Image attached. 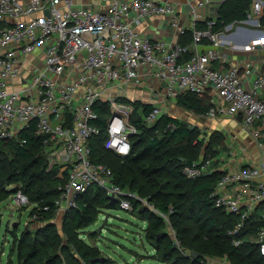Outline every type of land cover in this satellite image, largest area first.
I'll return each mask as SVG.
<instances>
[{"label":"built area","instance_id":"1","mask_svg":"<svg viewBox=\"0 0 264 264\" xmlns=\"http://www.w3.org/2000/svg\"><path fill=\"white\" fill-rule=\"evenodd\" d=\"M96 1L104 8L85 10L73 0H0V139L17 138L31 129L42 138L50 167L57 166L64 180L54 203L56 213L76 208L80 195L95 185L116 199L121 209L133 212V200H139L165 219L176 239L167 214L147 198L122 188L114 181L112 168L93 159L91 143L101 132L95 105L109 102L113 108L106 122V148L118 156H129L130 136L137 133V127L130 122L131 107L118 101L120 96L113 90L129 82L140 84L141 72L147 71L160 80L166 99L176 100L188 92L212 94L207 115L241 116L243 128L264 147V75L256 76L247 87L239 67L213 66L220 59L224 31L213 33L216 19H204L197 11L211 0H187L194 18L195 53L189 60L182 59L191 51L189 46L153 40L135 28L143 19L163 16L184 34L182 11L173 0ZM263 16L264 0H253L249 20L260 25ZM202 21L205 28L198 27ZM206 39L214 48L201 52L198 47ZM257 44L264 45V37L251 49ZM37 51L41 53L30 59ZM163 112L164 107L155 105L146 123L154 124ZM212 161L203 158L185 166L183 173L191 179L212 173ZM262 174L264 162L222 172L211 197L216 207L240 216L233 234L260 210L263 224L257 242L264 256V181L257 180ZM15 198L20 206L30 204L22 191ZM50 208L39 207L32 218L40 219Z\"/></svg>","mask_w":264,"mask_h":264},{"label":"trees","instance_id":"2","mask_svg":"<svg viewBox=\"0 0 264 264\" xmlns=\"http://www.w3.org/2000/svg\"><path fill=\"white\" fill-rule=\"evenodd\" d=\"M252 2L224 0L212 32H223L227 26L247 20ZM260 23L264 27V16ZM206 26V22L198 23L199 28ZM185 33L180 45L190 46L193 31ZM192 55L189 51L182 59L189 60ZM121 101L131 107L130 122L137 127V133L130 136L131 154L122 157L106 148V122L113 115V108L109 102H98L95 105L99 113L96 124L101 132L91 143L93 159L112 168L118 185L147 198L157 210L169 216L176 239L163 217L142 206L139 200H133L135 210L132 214L143 217L145 238L161 256L154 263L207 264L209 257H225L231 264H264L257 242L258 231L263 224L260 210L233 234L240 216L216 207L211 197L222 172L214 171L196 179L183 173L185 166L203 159H200L203 146L200 129L164 113L149 125L145 118L154 109L153 104ZM176 103L201 115H206L212 106L207 93L203 96L184 93ZM223 140V134H213L206 145L204 158L209 157L207 153L213 145H222ZM58 171L57 166L50 167L42 138L35 136L32 129L23 131L17 138L0 139V203L22 191L32 206L31 216L39 207L49 205L50 210L43 212L40 220H52L56 215L54 203L64 182ZM114 208H120L119 204L113 205L102 188L91 186L80 195L78 206L66 212L64 231L73 246H66L57 226L49 222L41 232L46 237L45 246L41 248L40 244L30 243L25 247L20 254L23 264H115L104 256L100 247L80 236L83 230L98 221L102 210ZM236 240L240 241L238 245ZM193 253L199 256L195 258ZM104 257L105 261L102 260Z\"/></svg>","mask_w":264,"mask_h":264},{"label":"crops","instance_id":"3","mask_svg":"<svg viewBox=\"0 0 264 264\" xmlns=\"http://www.w3.org/2000/svg\"><path fill=\"white\" fill-rule=\"evenodd\" d=\"M163 1V0H160ZM182 11L180 20L182 27L186 31H191L193 26V15L189 14V4L187 0H173ZM224 0H211V3L205 7L198 8L197 11L204 19H216L219 7ZM74 5L85 10H98L104 8V4L97 3L96 0H73ZM253 9V2L250 11ZM248 12V13H249ZM232 28L224 30L220 35L222 45L219 48L220 59L213 63L215 68L237 66L244 83L250 87L253 79L258 75H264V45L257 44L256 49H251V45L258 42L264 37V27L249 20V18L240 23L232 24ZM136 30L144 37L157 40L163 39L173 45L180 44L184 34L179 29L170 26L167 17L151 16L143 19L141 23L135 25ZM263 35V36H262ZM188 43V40H184ZM192 53H195L192 44L189 46ZM199 51H208L213 49L212 42L208 39L199 45ZM41 52L37 51L29 58L32 59ZM250 70V74L247 73ZM141 83L135 84L129 82L121 85V89L115 88L113 93L120 96L121 99L129 101H142L144 103L161 105L164 107V114L179 119L182 122L193 123L191 127H198L200 132L210 135L221 133L224 136L223 144L217 146L218 153L212 158L211 170L225 172L228 170H238L247 165L264 162V147H261L249 131L243 128L241 116H222L209 117L197 114L194 111L186 110L177 105L176 100L166 99L162 93V85L160 80L154 78L147 71L140 74ZM213 103V95L208 93ZM122 102V101H121ZM124 103V102H123ZM168 111V112H167ZM203 129V130H202ZM210 142V139L208 143ZM216 150V151H217ZM205 151L200 159L204 158ZM258 181H264L262 174ZM227 258H207V264H211V260ZM228 260V259H227ZM229 264L230 261L228 260Z\"/></svg>","mask_w":264,"mask_h":264},{"label":"rangeland","instance_id":"4","mask_svg":"<svg viewBox=\"0 0 264 264\" xmlns=\"http://www.w3.org/2000/svg\"><path fill=\"white\" fill-rule=\"evenodd\" d=\"M186 124L193 126L190 122ZM208 134L202 131L200 133V140H203L202 153L209 144ZM217 146V143L213 145L207 154H217ZM31 209L30 205L20 206L15 195L0 203V264H23L24 260L20 258V254L30 243L40 244L43 248L46 237L44 234L41 235V232L49 222L57 226L63 242L69 246L64 231L66 213H56L50 221L40 220L32 218ZM142 219L143 217L121 208L102 210L98 221L83 230L80 236L93 246L100 247L104 256L113 260L115 264H157L154 260L160 259L161 256L145 238V223ZM210 260L211 264H229L228 260L224 259Z\"/></svg>","mask_w":264,"mask_h":264},{"label":"water","instance_id":"5","mask_svg":"<svg viewBox=\"0 0 264 264\" xmlns=\"http://www.w3.org/2000/svg\"><path fill=\"white\" fill-rule=\"evenodd\" d=\"M47 13H48V11H47ZM263 36V35H262ZM210 173H207L206 175H209ZM111 199V198H110ZM111 203L113 204V205H115V204H117V200L116 199H111ZM193 256L195 257V258H197L199 255L198 254H196V253H193ZM102 260L103 261H105V257L104 258H102Z\"/></svg>","mask_w":264,"mask_h":264}]
</instances>
